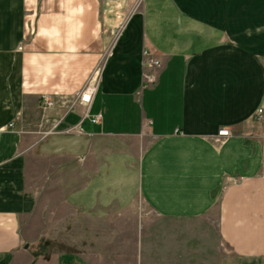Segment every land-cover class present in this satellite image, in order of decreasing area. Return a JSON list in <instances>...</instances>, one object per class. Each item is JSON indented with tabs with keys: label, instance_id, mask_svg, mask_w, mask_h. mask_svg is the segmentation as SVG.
<instances>
[{
	"label": "crops",
	"instance_id": "1",
	"mask_svg": "<svg viewBox=\"0 0 264 264\" xmlns=\"http://www.w3.org/2000/svg\"><path fill=\"white\" fill-rule=\"evenodd\" d=\"M260 108L264 0H0V264H264Z\"/></svg>",
	"mask_w": 264,
	"mask_h": 264
},
{
	"label": "rangeland",
	"instance_id": "2",
	"mask_svg": "<svg viewBox=\"0 0 264 264\" xmlns=\"http://www.w3.org/2000/svg\"><path fill=\"white\" fill-rule=\"evenodd\" d=\"M140 218L143 224H145L143 234L145 235V240L147 241V255L151 254L152 249L159 250V254H166L167 242H176L186 232V235H188L190 239H196V236L198 235L197 226L201 225V223L198 225L197 222L199 221H195V223H192V221L189 223L188 221L182 220H164L145 213V211L141 212ZM206 245L207 248L211 247L212 249L214 245H216V247L220 249V241L218 240L215 231L206 230Z\"/></svg>",
	"mask_w": 264,
	"mask_h": 264
},
{
	"label": "built area",
	"instance_id": "3",
	"mask_svg": "<svg viewBox=\"0 0 264 264\" xmlns=\"http://www.w3.org/2000/svg\"><path fill=\"white\" fill-rule=\"evenodd\" d=\"M145 55H150V52L146 50ZM151 56V55H150ZM161 67V61L159 59H149V60H143L142 63V86L141 88H151L156 82H157V70ZM94 87H87L83 90V92L78 97V102L88 105L92 102L93 93L95 92ZM46 106H51L52 102L46 98L45 99ZM264 109L260 108L257 112V117L261 118L263 114ZM102 116L101 114H98L96 116L91 117L93 122H100ZM14 124H11L12 127ZM229 131L226 128H221L219 130V136L220 137H228Z\"/></svg>",
	"mask_w": 264,
	"mask_h": 264
}]
</instances>
